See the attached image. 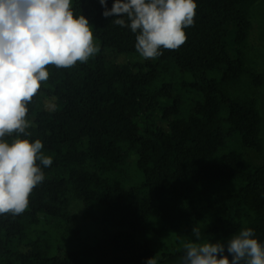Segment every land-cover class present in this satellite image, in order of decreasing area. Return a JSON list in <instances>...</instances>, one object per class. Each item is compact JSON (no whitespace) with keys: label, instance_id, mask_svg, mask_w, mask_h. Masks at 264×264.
<instances>
[{"label":"trees","instance_id":"16d2710c","mask_svg":"<svg viewBox=\"0 0 264 264\" xmlns=\"http://www.w3.org/2000/svg\"><path fill=\"white\" fill-rule=\"evenodd\" d=\"M256 1L194 0L186 42L145 60L99 0H72L100 50L70 68L46 66L27 104L31 135L19 138L39 139L53 163L37 161L45 180L22 214L0 215V264H168L186 242L226 243L243 228L264 244V160L243 153L261 156V117L254 98L228 92L244 75L261 84L244 54ZM109 51L134 59L116 63ZM75 204L103 232L84 239Z\"/></svg>","mask_w":264,"mask_h":264},{"label":"clouds","instance_id":"9594fccd","mask_svg":"<svg viewBox=\"0 0 264 264\" xmlns=\"http://www.w3.org/2000/svg\"><path fill=\"white\" fill-rule=\"evenodd\" d=\"M99 3L105 18L136 34L135 49L145 60L185 43L184 29L194 25L197 8L194 0H114L111 9L107 0ZM99 50L88 19L74 15L72 0H0V215L22 214L45 180L37 161L53 163L39 139L19 138L31 135L27 104L48 80L46 66L70 68ZM13 133L17 138L9 144L5 137ZM191 233L200 241L198 227ZM254 236L252 228H243L226 243L186 242L178 264H264V244ZM146 264H158L156 256Z\"/></svg>","mask_w":264,"mask_h":264},{"label":"rangeland","instance_id":"374dc122","mask_svg":"<svg viewBox=\"0 0 264 264\" xmlns=\"http://www.w3.org/2000/svg\"><path fill=\"white\" fill-rule=\"evenodd\" d=\"M248 16L251 22V29L246 45L244 46L245 67L250 72L261 76V84L255 86L249 76H242L237 82L230 84L228 92L237 100H247L254 98L256 107L261 117L259 138L262 144V154L258 156L255 152L243 150L246 160L253 164H260L264 160V0H257L248 9ZM107 57L116 63L126 62L134 59L129 56H119L109 51ZM73 211L77 216L76 223L81 229V236L86 239L90 235H99L103 232L104 225L97 222L93 217L85 216L81 204H75ZM168 264H178L171 261Z\"/></svg>","mask_w":264,"mask_h":264}]
</instances>
